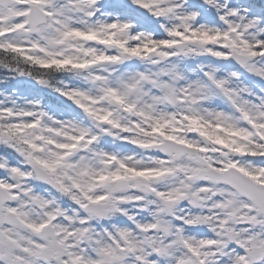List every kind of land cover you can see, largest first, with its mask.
I'll return each mask as SVG.
<instances>
[{"label":"snow or ice","instance_id":"6c2138e0","mask_svg":"<svg viewBox=\"0 0 264 264\" xmlns=\"http://www.w3.org/2000/svg\"><path fill=\"white\" fill-rule=\"evenodd\" d=\"M0 264H264V0H0Z\"/></svg>","mask_w":264,"mask_h":264}]
</instances>
